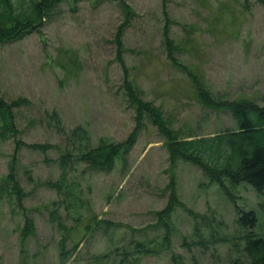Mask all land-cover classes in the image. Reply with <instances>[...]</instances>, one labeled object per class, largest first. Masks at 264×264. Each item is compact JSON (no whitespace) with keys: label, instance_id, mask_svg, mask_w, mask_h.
Returning <instances> with one entry per match:
<instances>
[{"label":"rangeland","instance_id":"obj_1","mask_svg":"<svg viewBox=\"0 0 264 264\" xmlns=\"http://www.w3.org/2000/svg\"><path fill=\"white\" fill-rule=\"evenodd\" d=\"M125 4L133 14L119 59ZM166 23L176 62L167 57ZM183 67L215 99L264 105V0H62L38 29L0 42V95L24 99L19 134L0 138V178L13 169L25 194L21 205L7 191L0 198V264H252L245 237L264 239V190L225 179L231 198L191 162L171 170L147 116L112 169L82 160L135 129L125 79L182 136L236 127L228 110L197 100ZM170 177L177 203L161 218ZM247 212L252 227L239 220ZM26 217L34 234L21 241Z\"/></svg>","mask_w":264,"mask_h":264},{"label":"trees","instance_id":"obj_2","mask_svg":"<svg viewBox=\"0 0 264 264\" xmlns=\"http://www.w3.org/2000/svg\"><path fill=\"white\" fill-rule=\"evenodd\" d=\"M0 0V42H11L21 39L28 32L38 29L52 7L62 0ZM78 1V0H72ZM126 16L119 25L115 37L117 55L121 59L123 42L121 39L124 28L130 23L133 14L131 8L125 4ZM163 39L168 59L176 62L174 53L176 46L169 36V25L163 28ZM67 70V66H63ZM197 100L207 108L216 111L228 110L235 126L210 136L181 135L178 129L171 126L160 106L152 101L144 100L143 90L134 82L125 79V92L130 106L134 110L135 129L122 142L100 143L82 155V160L93 169L108 171L112 169L116 159L125 155L133 145L138 129L147 116L164 136L168 152L169 167L173 170L177 160L191 162L202 169L211 182L217 183L224 192L233 198L224 180L231 184L245 181L256 190H264V105H259L248 99L218 100L207 89L202 78L185 67ZM24 99L18 98L7 102L0 95V138L16 137L19 130L16 126V109ZM194 137V138H193ZM31 147L44 148L40 144ZM12 165V164H10ZM167 186L171 190L167 206L158 212L162 218L170 216V209L175 206L177 199L174 192V179L170 177ZM15 196L21 205L24 191L15 178L13 169L0 178V198L3 192ZM240 222L244 226L252 227L255 223L253 212L242 213ZM34 234V222L26 217L24 226L20 230V240L27 239ZM167 238V235H166ZM245 252L252 264H264V239L245 237Z\"/></svg>","mask_w":264,"mask_h":264}]
</instances>
